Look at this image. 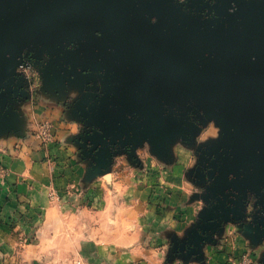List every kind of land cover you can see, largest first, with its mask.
<instances>
[{
  "label": "rangeland",
  "instance_id": "374dc122",
  "mask_svg": "<svg viewBox=\"0 0 264 264\" xmlns=\"http://www.w3.org/2000/svg\"><path fill=\"white\" fill-rule=\"evenodd\" d=\"M52 1L55 0H28L26 7L24 3L15 8L20 15L0 1V31L9 26V31L17 34L15 38L30 28L35 31V42L27 46L24 59L22 54L10 56L18 59L16 76L20 88L29 93L32 107L28 123L8 137L14 141L13 147L0 142V188L12 172L7 156L21 158L24 150L39 151L48 162L57 165L53 164L48 184L45 183L46 195L30 197V203L66 206L71 211L66 212L68 220L62 227L46 230V240L52 239L49 243L38 242L44 234H39L36 226L27 228L24 234L18 230L26 237L30 253H20L7 264H209L219 253L217 250L228 251L230 241L246 223L260 226L264 222V132L259 135L253 131L248 139L250 159L254 162L248 166H256L260 178L251 181L254 184H250L244 196L238 195L231 180L217 179L229 168L241 167L238 158L229 152L239 150L235 149L231 134L234 127L231 122H220L215 118L219 114L214 112L223 107L220 92L237 84L184 75L131 41L132 48L142 55L130 63L132 72H142L152 63L188 77L191 83V95L173 111L151 105L134 111L130 98L133 91L125 78L121 79V58L117 59L121 39H129L125 26L110 12L82 6L61 11L73 13L69 19L72 29H83L82 35L87 29L95 44L103 39L106 46L107 40L110 70L105 78H94L89 84L91 91L79 89L78 99L63 94L40 100L37 96L45 88L47 91L46 81L51 73L47 69L56 53L52 54L49 48L39 52L36 39L38 34L42 36L40 28L47 27L45 21L52 14L30 26L27 23L35 11ZM104 1L129 12L141 30L171 49H176L177 32H191L201 20L213 16L215 2ZM191 37L195 47H210L207 44L213 42L210 36L202 34ZM212 48L221 52L218 47ZM226 54L223 60L210 62L206 68L264 70V62L257 58L244 62ZM243 85L264 92V85ZM52 105L58 114L46 116ZM251 107L256 110L257 105ZM253 112L242 119L244 125H250L255 113L262 116L257 110ZM260 124L264 129V121ZM226 139L231 141L230 149L219 146ZM4 202L14 201L8 196ZM15 216L11 217L12 222L25 218L22 212ZM241 258L239 264L256 262L252 255ZM0 264L5 261L0 259Z\"/></svg>",
  "mask_w": 264,
  "mask_h": 264
},
{
  "label": "crops",
  "instance_id": "0c3cea01",
  "mask_svg": "<svg viewBox=\"0 0 264 264\" xmlns=\"http://www.w3.org/2000/svg\"><path fill=\"white\" fill-rule=\"evenodd\" d=\"M0 1L6 7L12 6L11 12L17 15L21 12L20 10L15 11L16 7L24 3L25 7L28 5L26 3L28 0ZM211 11L214 13L213 16L201 20L197 29L194 27L191 32H177L179 40L175 44L176 49L170 48L174 54L189 63L204 67L211 65L210 62L223 60L227 55L226 52L237 61L247 62L257 58L264 62V0H215ZM72 14L65 11L56 12L46 19L47 27L40 28L43 34L42 36L40 34V37L38 34L36 39L39 52L49 48L52 54L53 51L56 53V57L53 54L54 62L47 69V72H51L46 81L47 91L45 88L37 96L40 100L63 97V94H68L71 99H78L79 89L83 88L86 92L91 91L89 84L94 81V78H105L110 70L111 60L107 40L106 46H104L103 39L99 40L97 45L93 36H88L87 29H84L83 35L81 34L83 29H72L69 22ZM34 32L30 28L18 34L15 41L13 36L17 34L9 31V26H5L0 31V142H8L10 147L15 144L14 141L8 139L10 133L23 128L28 123L31 116L32 99H29L28 92L20 88L15 62L18 59L11 58L7 54L25 53L27 46L35 42L33 41ZM201 34L211 37L213 42L207 44L210 47L203 46L206 44H199L195 47L191 36L199 37ZM126 45L131 46L132 43L121 39V54L117 59L121 58V79L125 78L126 84L133 91L130 98L134 101V111L137 108L143 109V105L145 107L151 105L155 109L164 111H173L176 107L184 105L191 95L189 78L180 76L162 65L155 67L152 63L142 72L139 70L136 71L137 74L132 72L133 66L130 63L142 55L137 49L132 46L127 48ZM212 45L215 48L218 47L221 52H214ZM246 86L231 85L225 91H221L223 107L218 110L214 109V112L219 114V117L216 115V119L220 122H231L234 127L231 134L235 141V149L239 150L229 152L236 156L238 164H241V167L238 165L236 168H229L217 179L231 180L233 188L242 197L247 188L251 186L250 184H254L251 181L254 178H260L257 167L249 168L248 166L254 164L250 159L252 149H248L251 146L248 143L250 133L256 131L260 135L264 132L263 125L260 124L264 121V92H258L259 89ZM254 95L256 96L253 97ZM86 97L90 95L87 94ZM245 103L249 104L250 108H246ZM253 104L257 105V113L262 116H256V110L251 107ZM49 107L50 109L45 113L46 116H50L52 112L58 114L53 111L54 105ZM251 110L255 115L252 116L249 126L244 125L242 119L252 114ZM228 141L231 142L230 139H226L219 146L230 149ZM6 158L7 161L9 160L8 165L12 167V172L6 185L0 188V259H3L5 264L9 260H16L20 253H30L27 247L29 244L24 241L26 237L22 235L27 228L36 226L38 233L44 234L38 242L49 243L52 239L50 237L46 240L48 237L46 230L62 227L61 224L68 220L66 212L71 211L66 206L37 201L30 203V197L46 195L45 183L48 184L49 173L57 163L48 162L45 155L39 151L32 153L24 150L21 158L9 156ZM261 178L264 180L263 174ZM262 186L264 187V183ZM8 196L14 201L11 204L4 202L5 197ZM19 199H21L20 203H18ZM24 200L27 203L23 202ZM20 212L25 214V218L20 222H12L11 217L16 218L15 214ZM18 230L23 231L19 233ZM53 233H56V230ZM230 244L227 252L217 250L219 253L214 254L209 264H239L238 259L243 255H252L253 260L256 261L255 264H264V222L260 226L246 223L243 230L234 240L230 241Z\"/></svg>",
  "mask_w": 264,
  "mask_h": 264
},
{
  "label": "water",
  "instance_id": "95a60500",
  "mask_svg": "<svg viewBox=\"0 0 264 264\" xmlns=\"http://www.w3.org/2000/svg\"><path fill=\"white\" fill-rule=\"evenodd\" d=\"M90 6L112 13L126 24L127 31L140 45L144 46L166 65L189 77L206 81H218L226 84H255L264 85V70L260 71H222L206 68L185 62L174 56L163 47L150 40L143 32L139 31L133 24L132 16L124 9L103 0H55L35 11L29 18L27 25L36 23L39 19L59 12L61 10ZM17 38H15L16 41ZM14 42V41H13ZM221 48V47H220ZM223 48V47H222Z\"/></svg>",
  "mask_w": 264,
  "mask_h": 264
},
{
  "label": "flooded vegetation",
  "instance_id": "af4514ba",
  "mask_svg": "<svg viewBox=\"0 0 264 264\" xmlns=\"http://www.w3.org/2000/svg\"><path fill=\"white\" fill-rule=\"evenodd\" d=\"M104 1V0H103ZM107 2V1H106ZM127 13H129V12H127ZM130 14V13H129ZM131 15V14H130ZM132 16V15H131ZM133 18V17H132ZM122 22H123V24H124V26H125V30H126V32H127V35L129 36V39H128V41L130 40V42L132 41H135L136 43H137V45L140 47V48H142V49H144V50H147L148 52H150L151 54H153L155 57H157L158 59H160L158 56H156L153 52H151L150 50H148L147 48H145L144 46H142V45H140L139 44V42L133 37V36H131L130 34H129V32L127 31V28H126V24L124 23V21L123 20H121ZM133 24H134V26L139 30V31H141V32H143L150 40H152L153 42H155L156 44H158L159 46H161V47H163L165 50H167L168 52H170L171 54H173L174 56H176V57H178L176 54H174L171 50H170V48H168L167 46H163L162 44H160V43H158L155 39H153L151 36H149L146 32H144L143 30H141L136 24H135V22H134V20H133ZM179 40V38L177 37V40L176 41H178ZM131 42V43H132ZM123 48V47H122ZM8 53V52H7ZM8 56H11V53H8L7 54ZM24 55H25V53H23L22 54V56H21V58H22V60L24 59L23 57H24ZM45 57H46V54L44 55ZM47 59H49V57H46ZM46 58H44V61L46 62L47 61V59ZM178 58H180V57H178ZM181 59V58H180ZM161 60V59H160ZM181 60H183V59H181ZM124 61V60H123ZM162 61V60H161ZM183 61H185V60H183ZM23 62V61H22ZM45 62H43V68L45 67V65H46V63ZM125 62V61H124ZM163 62V61H162ZM185 62H187V61H185ZM164 63V62H163ZM41 66V65H40ZM39 66V67H40Z\"/></svg>",
  "mask_w": 264,
  "mask_h": 264
}]
</instances>
